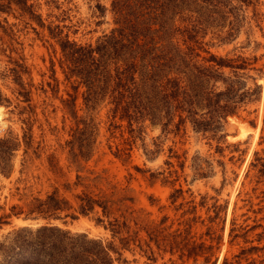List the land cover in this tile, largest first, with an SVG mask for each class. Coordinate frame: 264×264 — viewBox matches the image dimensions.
Returning <instances> with one entry per match:
<instances>
[{"label": "rangeland", "instance_id": "1", "mask_svg": "<svg viewBox=\"0 0 264 264\" xmlns=\"http://www.w3.org/2000/svg\"><path fill=\"white\" fill-rule=\"evenodd\" d=\"M28 1L45 23L59 25L60 36L81 44L94 42L114 26L111 13L101 15L97 6H109L110 0ZM252 1L240 5L228 4L230 0H178L172 6L171 0L140 1L146 13L135 26L130 24L131 38L145 41L150 50L140 58L136 72L138 118L131 125L107 114L106 89L97 86L87 92L79 77L67 75L60 47L46 27L15 7L0 9V138L8 137L14 144L11 169H0V264H6L8 253L18 250L12 244L15 237L30 235L28 230H16L43 223L86 232L104 243L112 240L121 251L117 258L111 250L112 264H220L224 257L231 264H264V0ZM231 7L237 11L233 23ZM187 25L199 31L194 37L215 53L255 56L252 68L246 73L242 68L213 65L218 76H208L202 67L209 62L197 58L199 64L192 65L189 56L182 59ZM195 49L191 50L196 55ZM173 75L181 87L192 88V105L199 112L206 110V90L232 83L230 97L237 101L236 114L211 120L206 130H195L189 121L177 129L173 105L165 111L169 97L164 81ZM72 96L89 157L86 167L104 169L119 187L131 186L134 191L129 193L138 197L135 206L142 207L153 223L167 215L163 232L176 233L177 244L170 235L157 244L142 228L133 238L132 222L128 226H120V219L113 223L121 217L122 207L109 215L98 206L87 214L75 210V194L82 188L69 191L64 185L76 173L69 166L66 146L74 123L63 102ZM135 165L163 172L149 183L148 172H140ZM175 188L179 191L171 203L169 195ZM53 190L59 197L66 196L72 207L57 211L60 217L47 218L28 210L33 196ZM213 201L224 206L210 220ZM192 204L195 208L189 210ZM187 216L192 218L185 235L180 220ZM112 229L119 231L112 236ZM126 236L131 237L128 246L121 247L120 237ZM199 242L213 247L194 260L187 251ZM203 253L210 254L207 262Z\"/></svg>", "mask_w": 264, "mask_h": 264}, {"label": "trees", "instance_id": "2", "mask_svg": "<svg viewBox=\"0 0 264 264\" xmlns=\"http://www.w3.org/2000/svg\"><path fill=\"white\" fill-rule=\"evenodd\" d=\"M140 1L110 0L109 6L99 3L97 6L100 14L103 15L106 12H110L114 26L109 31L99 34L94 42L88 44H81L74 39L60 36L59 25L52 26L50 23H45L41 14L33 8V3L28 0H4L0 2V9L8 10L11 7H15L21 13L26 14L32 21L46 27L60 47L61 64L66 68L64 69L67 75L79 77L85 83L87 92L97 86L101 89H106L108 91L107 114L120 120H125L127 125H131L132 121L138 118V114L134 110L137 109L134 108V105L138 94L134 82L136 72L140 58L147 55L150 50V45L146 44L145 41L140 43L131 38L133 30L130 24L135 26L134 23H137V18L146 13ZM171 1V4L167 3V5L172 6L178 0ZM205 1L209 2L211 0ZM252 2V0H230L228 4L248 5ZM228 13L231 23L237 20V11L233 7L229 9ZM186 29L188 34L183 35L185 47L181 58L184 59L189 56V59L192 60V65L199 64V60L209 62L211 65L202 67V70L208 76H212V74L218 76V73H215L211 68L213 65H216V67H229L231 70L242 68L247 70L246 73L252 68L250 63L255 60V56L248 57L242 53L236 55L215 53L204 47L203 42L194 37V34L199 31L193 32L190 25H187ZM191 44L196 48V55L191 50L193 49ZM189 46L190 50H188ZM133 51L137 52L131 55ZM201 52L204 53L202 54ZM122 53H126V55L122 57ZM164 87L169 97V107L167 106L165 111L168 112L170 105H173L174 110L177 112V119L174 123L177 129L180 125H184L186 121H189L195 130H206L208 128L207 123L211 120L217 121L219 116L226 118L227 115L236 114L237 112V101L230 97L231 94H234L232 83L230 82L224 88L218 90L208 89L204 92L203 105L206 110L203 112H199L193 107L192 88L189 86V89L187 85L181 87L177 76L166 77ZM63 102L74 123L71 137L67 140L66 146L68 147L67 159L69 166L74 167L76 172L73 181L64 183V185L69 191L76 187L82 188L79 194H75L77 202L75 210L87 214L98 206L103 214L109 215L119 207H122L120 210L122 218H114L115 222L113 223L118 222L120 219L121 222H118L120 226H128V222H132L134 226L132 237H135L137 228H142L147 230L149 239L154 240L157 244L160 243V240L164 241L167 235H170L177 244L176 233L168 234L163 232L166 229L164 222L168 217L167 215L163 214L156 223H153L143 214L142 207L135 206L138 197L129 193L134 191L131 186L119 187L110 180L104 169L94 170L86 167L85 162L89 157L86 155L84 132L76 110L75 97L72 96ZM140 112L142 111L140 110ZM26 144L30 147L27 141ZM13 146L14 144L11 143L8 137L0 138L1 171H9L11 169L10 149ZM112 152L116 156L120 155L117 150ZM179 164L182 166L183 162ZM262 164L261 168H264V156H262ZM135 168L142 173L148 172L147 180L149 183L155 182L163 172V170L152 171L149 168H142L138 165H135ZM178 189L175 188L170 193L171 203L176 200ZM203 198L204 195H201L199 203L202 204ZM28 205L29 211H36L46 218L49 215L58 216L57 211L72 207L66 196H58L57 190H53L45 196H33ZM210 206L213 213L209 214L208 217L210 220H214L219 216V212L224 205L216 204L213 201ZM194 208L195 205L192 204L189 210ZM191 218L187 216L180 220L185 235L189 232ZM22 230L30 231V235H22L13 239L12 244L16 245L18 250L7 254L5 257L6 264H112L114 258L111 250L117 252V258L121 255L120 246H115L112 240L104 243L102 238L90 237L86 232L72 231L56 224L43 223L31 229L23 226L16 231ZM118 231L119 229H112V236ZM130 238V236L120 237L121 247L126 248ZM14 245L9 246L10 250H13ZM212 247V244L204 246L203 242H199L197 247L189 248L187 256H192L196 260L199 254ZM203 254L204 262H207L210 254ZM216 261L217 257L215 256L212 262L215 263ZM220 264H231V261L224 257Z\"/></svg>", "mask_w": 264, "mask_h": 264}]
</instances>
